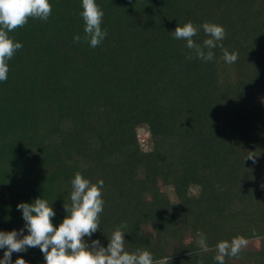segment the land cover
I'll return each mask as SVG.
<instances>
[{
    "label": "trees",
    "instance_id": "obj_1",
    "mask_svg": "<svg viewBox=\"0 0 264 264\" xmlns=\"http://www.w3.org/2000/svg\"><path fill=\"white\" fill-rule=\"evenodd\" d=\"M49 2L47 21L9 33L23 47L0 82V231L24 228L17 204L37 197L58 226L80 172L104 181L89 244L106 247L126 223L128 251L216 264L217 242L243 235L258 247L225 264H264V0H96L107 36L95 48L73 39L84 37L82 0ZM186 22L200 44L204 22L222 25L237 61L219 47L211 61L187 59L172 34ZM18 257L44 264L38 247Z\"/></svg>",
    "mask_w": 264,
    "mask_h": 264
},
{
    "label": "clouds",
    "instance_id": "obj_2",
    "mask_svg": "<svg viewBox=\"0 0 264 264\" xmlns=\"http://www.w3.org/2000/svg\"><path fill=\"white\" fill-rule=\"evenodd\" d=\"M84 21V37L74 36V42H87L90 47L99 46L107 36V30L102 29L104 12L96 0H82ZM52 14L49 0H0V82L8 79L9 61L23 45L15 41L9 33L24 27L29 19L47 21ZM202 28L207 38L202 44L196 43L194 37L199 32V26L186 22L182 26L177 24L172 32L173 38L186 41V48L190 50L187 59L198 58L204 62L214 59V49L219 47L222 59L229 65L238 59V53L229 52L220 43L226 36L222 25L214 22H204ZM252 152L247 156L256 162ZM102 179L92 182L80 172H76L71 180L70 202L63 207L66 212L60 224L54 225L52 218L56 215L52 205L42 197L33 202H20L17 208L22 210L25 221L24 228L19 231H0V249H5L0 264H12L13 252H24L28 248L38 247L44 256V264H169L171 257L154 258L147 249L128 251L125 247V233L127 224L122 223L115 228L108 237L107 246H102L99 240L91 244L85 237H91L100 226V214L104 210ZM248 245V239L243 235H236L231 240H221L215 245L214 260L216 264H225V258L239 257ZM203 252L210 251L204 244ZM15 264H28L22 257L15 260ZM202 264V262H201Z\"/></svg>",
    "mask_w": 264,
    "mask_h": 264
},
{
    "label": "rangeland",
    "instance_id": "obj_3",
    "mask_svg": "<svg viewBox=\"0 0 264 264\" xmlns=\"http://www.w3.org/2000/svg\"><path fill=\"white\" fill-rule=\"evenodd\" d=\"M260 96L264 97V92H260ZM139 138H140V141L142 143V147L146 148L147 147V137L145 136V133L140 132ZM258 244H259V242H258L257 239L248 240V245L247 246H251L253 248H257Z\"/></svg>",
    "mask_w": 264,
    "mask_h": 264
}]
</instances>
